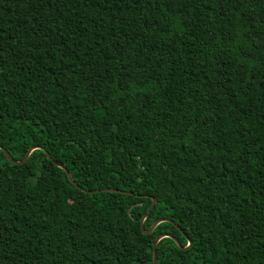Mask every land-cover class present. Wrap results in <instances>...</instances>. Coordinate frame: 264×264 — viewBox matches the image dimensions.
I'll return each instance as SVG.
<instances>
[{"label": "trees", "instance_id": "trees-1", "mask_svg": "<svg viewBox=\"0 0 264 264\" xmlns=\"http://www.w3.org/2000/svg\"><path fill=\"white\" fill-rule=\"evenodd\" d=\"M32 147L129 194L3 152ZM162 235L157 264H264V0H0V264H153Z\"/></svg>", "mask_w": 264, "mask_h": 264}, {"label": "water", "instance_id": "water-1", "mask_svg": "<svg viewBox=\"0 0 264 264\" xmlns=\"http://www.w3.org/2000/svg\"><path fill=\"white\" fill-rule=\"evenodd\" d=\"M35 150H42V151H44V152L47 154L48 158H49L51 161H53L52 158H51V156H50V154H49L45 149H43V148H41V147H32V148L27 152V154H26V156L24 157V159H23L22 161H20V162L13 161V160L10 158V156L8 155V153L6 152L5 149H3V152L5 153L6 157H7L10 161H12L13 163H22V164H23V163H25V162L28 160V158H29V156L31 155V153H32L33 151H35ZM53 162H54V161H53ZM54 164H55L57 167L63 169V170L67 173L70 182H71L75 187H77L78 189H82V188H81L80 186H78L77 183L73 180L71 174L68 172V170H67L66 168H64V166H62V165H60V164H58V163H55V162H54ZM82 190H83L84 192L88 193V194H98V193H103V192H109V193H127V192H123V191H121V190H116V189H104V190H92V191L85 190V189H82ZM127 194H129V193H127ZM155 203H156V200L153 199V202H152V204L150 205V207L148 208L146 215H145L144 218L142 219V223L144 222V220L147 218L148 214H149V213L152 211V209L154 208ZM165 221H169V220L162 219V220L157 221V222L152 226V228L148 231V233H151V232H152V231H153V230H154V229H155L160 223L165 222ZM177 228H178L181 232H183V230H181L178 226H177ZM166 237L173 239V240L176 242V244L178 245V247L182 248V246L180 245V243L178 242V240L174 239L171 235H162V236H160V237L156 240L155 245H154L153 264H157V250H156L157 244H158V242H159L161 239L166 238ZM190 246H191V243L189 242V246H188V247H190ZM188 247H186V248H184V249H187Z\"/></svg>", "mask_w": 264, "mask_h": 264}]
</instances>
